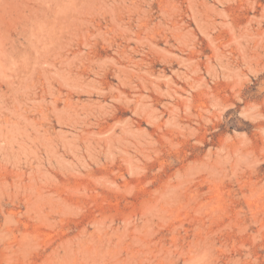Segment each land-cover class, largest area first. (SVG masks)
I'll use <instances>...</instances> for the list:
<instances>
[{
  "label": "rangeland",
  "instance_id": "374dc122",
  "mask_svg": "<svg viewBox=\"0 0 264 264\" xmlns=\"http://www.w3.org/2000/svg\"><path fill=\"white\" fill-rule=\"evenodd\" d=\"M0 264H264V0H0Z\"/></svg>",
  "mask_w": 264,
  "mask_h": 264
}]
</instances>
